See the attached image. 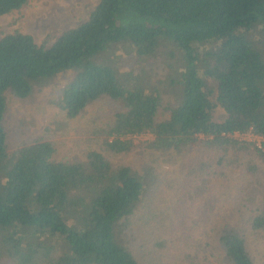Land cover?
I'll return each mask as SVG.
<instances>
[{
  "label": "trees",
  "instance_id": "16d2710c",
  "mask_svg": "<svg viewBox=\"0 0 264 264\" xmlns=\"http://www.w3.org/2000/svg\"><path fill=\"white\" fill-rule=\"evenodd\" d=\"M29 2L0 0V17ZM126 45L140 64L163 54L169 81L101 62ZM69 73L53 106L67 127L93 113L80 152L60 161L52 140L22 142L25 124L14 135L7 116L13 100L33 103L38 86ZM237 132L264 138V0H99L53 43L4 35L0 264H157L167 250L173 264L224 259L221 251L230 264H257L250 239L264 248V141ZM146 134L140 144L128 138ZM138 149L151 156L136 168L126 155ZM165 165L176 180L163 179ZM186 201L190 220L179 215Z\"/></svg>",
  "mask_w": 264,
  "mask_h": 264
},
{
  "label": "rangeland",
  "instance_id": "374dc122",
  "mask_svg": "<svg viewBox=\"0 0 264 264\" xmlns=\"http://www.w3.org/2000/svg\"><path fill=\"white\" fill-rule=\"evenodd\" d=\"M98 2L99 0H30L21 12L0 17V39L4 35L19 29L31 33L40 42L50 37V42L53 43L62 31L77 27L85 21ZM123 48L120 47L118 53L109 54L107 57L103 55L101 62L110 61L122 70H124V66L131 67L134 74L137 72H147L153 76H157L159 79L166 78L169 81L172 71L167 66V58L163 54L158 56V58L156 57V59L140 64L135 57L133 47L126 45ZM181 54L182 52L180 51L175 61V63H179V66L182 64ZM74 75L73 73L61 75L49 80L46 85L38 86L33 103L27 104L26 102L13 100L10 103L9 114L7 116V125L14 135L20 136L18 134L19 121L22 120L25 124L22 142L28 144L39 138L52 140L57 148L56 158L60 161L66 158L71 160L73 156L80 152L78 151L80 149L78 141L86 137L84 136L86 134L80 131V128L84 129V125L81 123L82 120L85 121L93 113V109H88L82 118L78 121H72L70 127H67L64 123L66 116L53 106L52 101L58 100L59 92L66 87ZM47 128H50L49 133L46 131ZM128 138L133 139L136 144H140L143 141H149L153 136L146 134L128 136ZM149 152L151 151L138 149L134 153L126 155V159L130 163L135 162L137 168V166L145 164L150 159L151 154ZM163 169L164 172L166 171L165 173L163 172V179H165V174H168L173 181L178 178L177 174L171 175L176 171L175 166L165 165ZM160 171L162 170L160 169ZM159 191L163 192L162 190ZM198 210L201 211L203 209ZM179 215L183 216L184 220H190L194 215L192 204L186 201ZM185 225H187V221H185ZM207 225H212L209 218H205L204 226ZM210 230L212 229L207 228L205 231L197 232V234L205 233L208 236L207 232H210ZM184 237L185 234H179V238L184 239ZM252 237L255 238V241H253V238L250 239V249L254 258H256V263L264 264L262 242L257 236ZM257 245H260V249L257 248ZM210 250L211 248L207 247V251L210 252ZM223 253L221 251L219 255L220 258H224L225 260L209 258V261H205L204 264H230ZM173 255L174 250H167L165 255L156 258L157 264H173Z\"/></svg>",
  "mask_w": 264,
  "mask_h": 264
},
{
  "label": "built area",
  "instance_id": "2783aa9c",
  "mask_svg": "<svg viewBox=\"0 0 264 264\" xmlns=\"http://www.w3.org/2000/svg\"><path fill=\"white\" fill-rule=\"evenodd\" d=\"M231 137L233 138H238L241 140H247V141H259V144H263L262 142L264 141V138L260 137V136H256L253 133H241V132H237L234 135H232ZM262 146V145H261Z\"/></svg>",
  "mask_w": 264,
  "mask_h": 264
}]
</instances>
